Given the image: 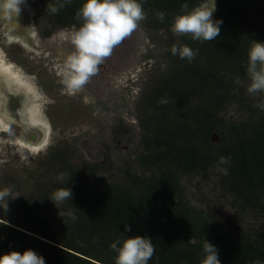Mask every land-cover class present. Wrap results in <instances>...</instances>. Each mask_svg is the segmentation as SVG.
Masks as SVG:
<instances>
[{"label": "trees", "instance_id": "1", "mask_svg": "<svg viewBox=\"0 0 264 264\" xmlns=\"http://www.w3.org/2000/svg\"><path fill=\"white\" fill-rule=\"evenodd\" d=\"M46 2L56 4L57 0ZM184 2L142 0L154 26L167 29ZM196 2L188 0L190 6ZM82 3L67 0L53 13L59 21L52 24L78 27L81 21L75 14ZM157 10L165 13L163 20ZM214 18L223 20L219 37L195 41L184 34L186 45L198 49L195 57L189 61L174 56L170 74L151 94L154 101L148 105L154 106L158 117L154 140L158 149L165 148L153 149L143 161L158 162L170 154L174 168L184 172H206L215 164L227 168L219 183L226 196L232 197L230 205L238 212L264 216V110L256 106L264 93L244 97L246 120H227L221 115L234 97L245 96L247 50L253 39L264 40V0H217ZM162 98L167 103H161ZM180 109L187 113V120L172 130L166 121ZM214 132L219 136L215 141ZM220 156L229 157V162L220 165ZM179 189L175 172L168 169L137 188L122 184L96 191L76 188L73 205L62 211L72 210L75 220L67 215H42L36 198L18 196L19 216L9 223L0 220V253L32 248L43 255L46 264H115L116 253L110 244L123 238V232L151 237L155 252L148 264H199L204 238L218 247L221 264H264V234L222 232L203 210L189 205ZM191 237L198 243L191 244Z\"/></svg>", "mask_w": 264, "mask_h": 264}, {"label": "rangeland", "instance_id": "2", "mask_svg": "<svg viewBox=\"0 0 264 264\" xmlns=\"http://www.w3.org/2000/svg\"><path fill=\"white\" fill-rule=\"evenodd\" d=\"M23 4L41 48L11 34L0 18V52L35 88V107L50 126L49 140L45 147L33 150L0 127V187H11L15 196L8 200L6 209L0 207V220L19 216L17 197L21 195L36 198L42 205L40 214L61 217L59 211L73 203L68 199L56 205L50 199L59 188L70 187L72 192L116 184L137 188L145 179L168 169L175 172L178 191L189 205L203 210L222 232L232 231L234 236L249 230L254 235L264 234L261 213L238 212L230 205L232 197L226 196L219 183L222 171L217 164L208 166L206 172L189 173L175 169L169 153L158 162L143 161L159 148L154 140L158 117L148 103H153L151 94L170 74L178 57L171 47L186 45L184 34L154 26L152 18L146 16L114 47L83 88L69 95L61 80L64 59L74 48L71 32L76 25L57 24L59 20L46 0H26ZM247 94L234 97L221 111L224 119L246 120ZM186 115L182 109L175 110L166 124L173 130V125L187 120Z\"/></svg>", "mask_w": 264, "mask_h": 264}, {"label": "clouds", "instance_id": "3", "mask_svg": "<svg viewBox=\"0 0 264 264\" xmlns=\"http://www.w3.org/2000/svg\"><path fill=\"white\" fill-rule=\"evenodd\" d=\"M26 0H6L0 2V7L6 8L10 14L19 12L20 5ZM67 0H57L56 4L48 5L50 12L56 13L59 8L64 7ZM217 0H197L190 4L188 0L181 5L180 11L172 18L171 29L178 35L190 34L195 41H213L221 32V18H214ZM76 19L81 21L78 27L73 26L71 32V43L74 46L64 59L61 83L69 95L80 91L89 81L90 77L97 73L99 65L108 57L114 47L126 36L137 29L139 22L146 18L142 0H83L79 10L76 12ZM157 17L164 19L165 13L157 10ZM198 49L194 50L188 45H176L171 47L173 55L181 59L187 58L191 61ZM246 75L248 82L246 91L255 96L257 93H264V40L253 39L247 50ZM161 103H167L162 98ZM264 110V99L256 105ZM229 157L220 156L218 163L225 165ZM225 175L227 168L220 169ZM73 192L70 187L59 188L54 191L51 200L57 205L65 200H72ZM12 195V188L0 187V207L7 208V202ZM67 215L73 220L75 213L68 210L60 213ZM130 229V225H125ZM117 237L111 242L110 247L115 251V264H148L152 258L155 247L151 237L148 235H125ZM191 244H197L195 237L189 239ZM202 257L199 264H221L218 258L219 249L204 238L202 244ZM0 264H46L43 255L32 248H25L23 251L11 249L0 253Z\"/></svg>", "mask_w": 264, "mask_h": 264}, {"label": "bare ground", "instance_id": "4", "mask_svg": "<svg viewBox=\"0 0 264 264\" xmlns=\"http://www.w3.org/2000/svg\"><path fill=\"white\" fill-rule=\"evenodd\" d=\"M10 13H11V16H13V14H17V12H13V11ZM15 20H17L16 22H18L17 24H20L21 28H25V26H26L25 20H21V18H20V20L19 19H15ZM20 26H18V27H20ZM2 76L6 77V79L3 81H6V83H8V84H10L11 80L13 81V79H15V83H13V85H15V87L17 88V90H19V92L25 93L26 98H24V99L26 102H25V105L22 104V107L20 110L27 115L26 118L28 119V121H25L23 119L21 120L19 118L20 120H19V122H17L15 120L11 119V116L7 114L9 112L10 108L7 110H4V111L0 110V127H1V129L9 131L10 134L12 136L16 137L19 141H21L22 144H26L27 146L31 147L33 150H37V149H40L42 147H45V145L48 144L49 136L43 143H36L35 141H31L28 138V133L25 129L26 125H28L30 122H31L30 124H34V122L37 123V121H38V122H40V124H43L44 126H46V124H48L45 120H43V118L40 117L39 114H37L38 110L35 107L36 102L34 100V94H35L36 90L34 87L31 86L32 84H31L30 80H28L26 77H24L22 74H20V72H18L15 69L12 62L5 60L4 56L0 52V77H2ZM7 79H9V81ZM9 88H10V86H9ZM8 99H9V96H6V94L3 92V90H0V103H7ZM29 120H30V122H29Z\"/></svg>", "mask_w": 264, "mask_h": 264}, {"label": "water", "instance_id": "5", "mask_svg": "<svg viewBox=\"0 0 264 264\" xmlns=\"http://www.w3.org/2000/svg\"><path fill=\"white\" fill-rule=\"evenodd\" d=\"M4 2H6V0H4ZM214 13H213V17H214ZM17 15L18 14H13V16H11V13L10 14H9V12L7 13V20H6L5 28L7 30H9V32L11 34L19 35L20 37H24V38H26V41H28L29 39H31V37L28 33L31 26H25V28H21L20 24H17L18 22H16L17 20H15V19H19V17ZM18 26H20V27H18ZM0 79H1L0 80V90H3V92L6 94V96H9L7 103H0V110L4 111V110H7L10 108L11 111L9 110V112L7 114L11 116V119H13L17 122H19L20 119L28 121V119L26 118L27 115L20 110L22 107V104L25 105V102H26L24 99V98H26L25 93L19 92V90H17L15 85H13V83H15V79H13V81L11 80L10 84L6 83V81H3L6 79V77L2 76V77H0ZM7 80L9 81V79H7ZM9 86H10V88H9ZM35 94H34V100H35V102H37V93L35 92ZM29 122H30V120H29ZM30 123L28 125H26V127H25V129L28 133V138L31 141H35L36 143H43L48 138L49 128H50L49 124H46V126H44L43 124H40V122H38V121H37V123L34 122V124H30ZM218 138H219L218 134L216 132H214L212 134V140L215 141Z\"/></svg>", "mask_w": 264, "mask_h": 264}, {"label": "flooded vegetation", "instance_id": "6", "mask_svg": "<svg viewBox=\"0 0 264 264\" xmlns=\"http://www.w3.org/2000/svg\"><path fill=\"white\" fill-rule=\"evenodd\" d=\"M0 2H4V0H0ZM10 12H11V10H10ZM7 13H8V11L6 8L0 7V18L3 21L4 26H5L6 20H7ZM17 14L19 15V16L17 15L19 17V19L21 18V20H25L26 26H30V24H29L30 23V16H29L30 14L28 12L27 7L23 3L20 5V10H19V12H17ZM28 33L31 37V39H29L28 41H26V38H24V37H20L19 35H17V36L22 38V40H24L25 42H28L30 45H33L34 47L40 49L41 46L37 45L36 40L32 34L33 33L32 28H30Z\"/></svg>", "mask_w": 264, "mask_h": 264}]
</instances>
